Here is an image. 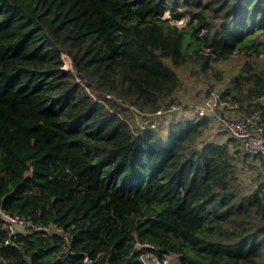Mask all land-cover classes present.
<instances>
[{"label":"trees","instance_id":"1","mask_svg":"<svg viewBox=\"0 0 264 264\" xmlns=\"http://www.w3.org/2000/svg\"><path fill=\"white\" fill-rule=\"evenodd\" d=\"M236 51L221 93L264 126V0H0V207L53 227L0 264H264V157L191 108L157 125L177 67Z\"/></svg>","mask_w":264,"mask_h":264},{"label":"built area","instance_id":"2","mask_svg":"<svg viewBox=\"0 0 264 264\" xmlns=\"http://www.w3.org/2000/svg\"><path fill=\"white\" fill-rule=\"evenodd\" d=\"M68 57V56H67ZM70 60V58L68 57ZM65 68H69V64L65 57ZM262 97H251L243 100L224 99L221 92L213 91L202 102L187 103L197 115H210L214 118L218 126L226 131L230 136L236 139L239 150V156H259L264 157V126L262 124V114L259 109H255V104L260 102ZM179 105H171L167 109H160L158 114L167 111L176 110ZM237 110L235 115H225L221 109ZM0 214L5 219L6 237L0 240V247L9 245L14 242L21 231H41L52 226H46L41 223L34 222L24 214L18 212H7L0 207ZM149 254H143L142 259L147 264H156L151 261ZM86 264H94L93 260L85 257ZM168 264L165 259L161 264Z\"/></svg>","mask_w":264,"mask_h":264},{"label":"rangeland","instance_id":"3","mask_svg":"<svg viewBox=\"0 0 264 264\" xmlns=\"http://www.w3.org/2000/svg\"><path fill=\"white\" fill-rule=\"evenodd\" d=\"M186 18H182L179 21H176L179 25L185 23ZM254 54H247L245 52L236 51L227 58L217 59L213 61L214 68L210 70L211 73H205L199 67V64H186L180 67H177V71L182 78V85L176 90L174 94V101L172 105H179L180 109L173 110L172 112H167L165 114H159L160 120H158L157 125L165 129L167 122L171 118H176L182 114L189 115L191 114V109L187 103L191 102H202L204 101L213 91L221 92L225 89L227 83L230 82L232 76L240 71L244 62L246 60L254 59ZM259 59L264 64V55H259ZM66 60L70 63V60L66 56ZM70 65V64H69ZM218 72L219 78L217 79L213 73ZM227 99V98H226ZM221 111L225 115H235L237 110H230L222 108ZM172 113V114H171ZM131 121L135 124L137 119L135 116H130ZM213 130V129H212ZM222 138H226L227 135L221 133ZM250 164H254L255 161H252L251 157H248ZM247 168H250L252 165L248 163L244 164ZM261 166L264 167V164L261 163ZM256 169V168H255ZM255 170H251L250 174H256ZM168 264H179L178 257L171 255L168 258ZM151 261H153L151 259ZM163 262H156V264H161ZM165 264V263H164Z\"/></svg>","mask_w":264,"mask_h":264},{"label":"water","instance_id":"4","mask_svg":"<svg viewBox=\"0 0 264 264\" xmlns=\"http://www.w3.org/2000/svg\"><path fill=\"white\" fill-rule=\"evenodd\" d=\"M136 250V249H135Z\"/></svg>","mask_w":264,"mask_h":264}]
</instances>
